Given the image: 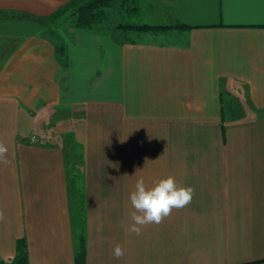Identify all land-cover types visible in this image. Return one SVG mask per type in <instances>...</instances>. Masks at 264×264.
<instances>
[{
  "label": "crops",
  "instance_id": "1",
  "mask_svg": "<svg viewBox=\"0 0 264 264\" xmlns=\"http://www.w3.org/2000/svg\"><path fill=\"white\" fill-rule=\"evenodd\" d=\"M67 1L0 0V264L19 240L29 264H74L80 236L85 264H141L140 235L124 228L141 176L194 188L144 229L163 264H264V0H137L148 24L189 28L175 43L35 20Z\"/></svg>",
  "mask_w": 264,
  "mask_h": 264
},
{
  "label": "trees",
  "instance_id": "2",
  "mask_svg": "<svg viewBox=\"0 0 264 264\" xmlns=\"http://www.w3.org/2000/svg\"><path fill=\"white\" fill-rule=\"evenodd\" d=\"M137 10H140L137 0H68L47 19L37 18L35 20L41 23L48 21L51 24H55L57 21L65 19V16L68 14L73 18L75 26L89 28L107 22L110 17V11H114L119 14V22L116 27L122 31V33L132 31L139 35L146 34L149 36H158L164 34L165 36H170L175 32L180 33L182 31H189V28L182 24L151 25L148 23L135 24L123 22V19L126 18V16L129 19ZM127 40H130L133 43L142 41L132 39ZM56 51L60 52V47H57ZM9 264H29L24 240L17 241L15 256ZM74 264H85V243L81 236L78 239Z\"/></svg>",
  "mask_w": 264,
  "mask_h": 264
},
{
  "label": "clouds",
  "instance_id": "3",
  "mask_svg": "<svg viewBox=\"0 0 264 264\" xmlns=\"http://www.w3.org/2000/svg\"><path fill=\"white\" fill-rule=\"evenodd\" d=\"M8 147L0 142V162L7 163ZM194 196V188L177 183L174 176L160 178L148 186L145 179L138 177L134 189L129 193V201L132 208L130 222L124 226L129 234L139 236L148 225H159L173 210H179L191 203ZM4 213L0 210V220ZM112 255L119 260L125 255V249L116 244L112 249Z\"/></svg>",
  "mask_w": 264,
  "mask_h": 264
},
{
  "label": "rangeland",
  "instance_id": "4",
  "mask_svg": "<svg viewBox=\"0 0 264 264\" xmlns=\"http://www.w3.org/2000/svg\"><path fill=\"white\" fill-rule=\"evenodd\" d=\"M135 5V4H134ZM147 10H150L149 8H147ZM119 22V19L116 17V12L114 11H110V17L109 20L107 21L108 26L113 27L114 25H117V23ZM123 22L125 23H135V24H141V23H153L152 20H150L149 18H147L145 16L144 13V9L143 10H137L135 11L130 18L128 19V17L126 16V18L123 19ZM117 34V33H116ZM178 34L177 32L173 33L170 36H165V35H139L135 32L132 31H127L125 33H118L116 36L118 37V39L123 38V39H132V40H152L155 39L156 41H160V42H178ZM181 36H183V33H181ZM57 42V40H55ZM223 99L225 101V104H227L229 102V98L227 96V94H224ZM227 112V111H226ZM80 124V123H79ZM58 127V126H57ZM67 128V124H62L61 126H59V128ZM74 130L76 131V140L79 143L77 145L76 148V152H75V157L73 155L70 154L69 156V160L71 161L69 164V171H70V175H71V179H70V184L71 187L75 184H73L74 180H76L77 185L75 186V189L77 190L76 192H82V177H83V168H84V164H82L83 162V157H84V146H83V137H84V130L82 129L81 126L79 125H75ZM58 131V130H54L52 132H50V135H54V133ZM48 133V132H47ZM75 161V162H74ZM72 164L75 165V168L77 169V173L72 169ZM79 172V173H78ZM75 175V177H74ZM76 194L77 196H73V200L71 201L72 205L71 207H73V209L75 208H79L80 203H79V199L82 198L83 200V196L79 194ZM83 203V202H82ZM81 203V204H82ZM82 214V213H81ZM79 221H77L76 224H78ZM149 229H152V225H148ZM147 227V228H148ZM145 228H143L142 233L140 234V238L138 237V251L140 253V256L143 255V258L141 260V264H163V261L160 259L161 256H163L164 252L163 249L161 248L162 245H160L159 242V238L156 237H152L150 235L145 234L146 231H144ZM163 229V228H162ZM163 243V237H162V241ZM167 252V250H166ZM0 258L1 255H0ZM6 259V258H4ZM12 260L8 261L7 263H11Z\"/></svg>",
  "mask_w": 264,
  "mask_h": 264
}]
</instances>
